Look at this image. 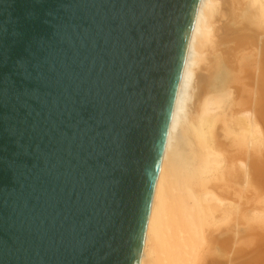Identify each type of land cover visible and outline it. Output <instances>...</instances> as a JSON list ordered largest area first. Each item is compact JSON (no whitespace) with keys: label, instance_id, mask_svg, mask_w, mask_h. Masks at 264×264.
Returning <instances> with one entry per match:
<instances>
[{"label":"water","instance_id":"1","mask_svg":"<svg viewBox=\"0 0 264 264\" xmlns=\"http://www.w3.org/2000/svg\"><path fill=\"white\" fill-rule=\"evenodd\" d=\"M198 0H0V264H138Z\"/></svg>","mask_w":264,"mask_h":264},{"label":"bare ground","instance_id":"2","mask_svg":"<svg viewBox=\"0 0 264 264\" xmlns=\"http://www.w3.org/2000/svg\"><path fill=\"white\" fill-rule=\"evenodd\" d=\"M263 211L264 0H198L138 264H264Z\"/></svg>","mask_w":264,"mask_h":264},{"label":"rangeland","instance_id":"3","mask_svg":"<svg viewBox=\"0 0 264 264\" xmlns=\"http://www.w3.org/2000/svg\"><path fill=\"white\" fill-rule=\"evenodd\" d=\"M258 201L260 202V200H258ZM254 217H255L256 219H258V220H255V221L262 222V223H259V225L261 226V229H263V228H264V227H263V226H264V211H263L262 215H258V216H254ZM261 220H262V221H261ZM255 221H254V222H255ZM262 227H263V228H262ZM261 229H260V230H261ZM263 230H264V229H263ZM260 232H261V231H260ZM248 237H249V236H248ZM248 237H247L246 239L249 240V244H250L253 240L249 239L250 237H249V238H248ZM254 238H255V237H254ZM254 238H253V239H254ZM256 238H257V237H256ZM258 238H259V237H258ZM242 241H243V240H242ZM245 241H247V240L244 239V244L242 243V245H244V246H249V244H246L247 242L245 243ZM252 243H254V242H252ZM250 246H251V244H250ZM250 246H249V247H250ZM247 249H248V247H247ZM250 249L252 250V247H250ZM244 256L246 257V255H244ZM243 258H244V257H243ZM243 260H244V259H243ZM241 263H242V264H248L247 262H244V261H242V260H241ZM238 264H239V262H238Z\"/></svg>","mask_w":264,"mask_h":264}]
</instances>
